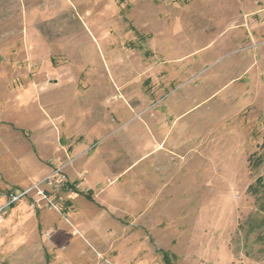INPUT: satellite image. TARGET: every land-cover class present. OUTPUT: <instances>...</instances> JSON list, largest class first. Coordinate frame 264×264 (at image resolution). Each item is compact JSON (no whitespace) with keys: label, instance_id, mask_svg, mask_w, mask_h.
Masks as SVG:
<instances>
[{"label":"rangeland","instance_id":"374dc122","mask_svg":"<svg viewBox=\"0 0 264 264\" xmlns=\"http://www.w3.org/2000/svg\"><path fill=\"white\" fill-rule=\"evenodd\" d=\"M262 185L264 0H0V264H264Z\"/></svg>","mask_w":264,"mask_h":264},{"label":"trees","instance_id":"16d2710c","mask_svg":"<svg viewBox=\"0 0 264 264\" xmlns=\"http://www.w3.org/2000/svg\"><path fill=\"white\" fill-rule=\"evenodd\" d=\"M258 181H259V179H257ZM65 184H67L66 182H65ZM64 184V185H65ZM71 185V184H70ZM69 185V186H70ZM262 190H263V193H262V197H263V201H264V185H262ZM78 192V191H77ZM85 196H87L89 199H91V200H93V198H92V196L89 194V193H86V194H84ZM264 203V202H263Z\"/></svg>","mask_w":264,"mask_h":264},{"label":"built area","instance_id":"2783aa9c","mask_svg":"<svg viewBox=\"0 0 264 264\" xmlns=\"http://www.w3.org/2000/svg\"><path fill=\"white\" fill-rule=\"evenodd\" d=\"M22 194H23V193H22ZM22 194H19V195H14V194H12V195H11V202L14 201V200H16V199H18Z\"/></svg>","mask_w":264,"mask_h":264}]
</instances>
